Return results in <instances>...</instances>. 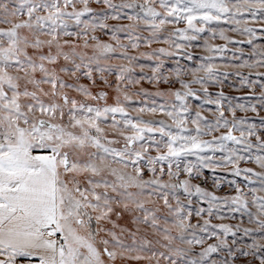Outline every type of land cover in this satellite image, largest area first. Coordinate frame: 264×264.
Returning <instances> with one entry per match:
<instances>
[{
    "label": "snow or ice",
    "instance_id": "6c2138e0",
    "mask_svg": "<svg viewBox=\"0 0 264 264\" xmlns=\"http://www.w3.org/2000/svg\"><path fill=\"white\" fill-rule=\"evenodd\" d=\"M0 264H264V0H0Z\"/></svg>",
    "mask_w": 264,
    "mask_h": 264
}]
</instances>
